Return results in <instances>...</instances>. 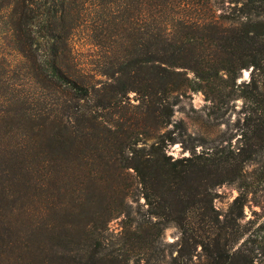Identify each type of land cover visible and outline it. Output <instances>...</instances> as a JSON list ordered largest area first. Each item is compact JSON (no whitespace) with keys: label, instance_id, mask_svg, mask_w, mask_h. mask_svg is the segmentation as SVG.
I'll list each match as a JSON object with an SVG mask.
<instances>
[{"label":"trees","instance_id":"1","mask_svg":"<svg viewBox=\"0 0 264 264\" xmlns=\"http://www.w3.org/2000/svg\"><path fill=\"white\" fill-rule=\"evenodd\" d=\"M2 8L10 35L0 52V264H155L169 224L183 243L172 260L193 264L199 245L197 264H246L211 188L264 163V0H6ZM74 10L84 13L67 29L89 33L86 59L54 32L56 12ZM242 69L248 78L237 81ZM186 91L201 92L217 117L242 100L238 146L181 137L171 115ZM175 142L188 154H167ZM139 197L142 211L132 207ZM245 198L244 190L234 197L235 218ZM118 215L121 230L107 244L106 224Z\"/></svg>","mask_w":264,"mask_h":264},{"label":"rangeland","instance_id":"2","mask_svg":"<svg viewBox=\"0 0 264 264\" xmlns=\"http://www.w3.org/2000/svg\"><path fill=\"white\" fill-rule=\"evenodd\" d=\"M6 0H0V4L4 7ZM81 16L84 12H79ZM77 14V15H76ZM6 9L0 10V52H6L8 46L5 44L9 38V32H6ZM78 13L72 11L70 14L62 12H56V18L54 19L55 34L68 35L74 42V47L78 56H82L85 59L88 58L89 47L86 45V39L88 32L82 25L74 26L68 31V23L77 24L80 23ZM5 29V30H4ZM20 34V33H18ZM22 36H25L21 32ZM88 60V59H87ZM10 78V77H9ZM12 78H15L12 75ZM248 78V69L241 70V76L238 80ZM16 82L23 80L13 79ZM30 86V85H29ZM24 86V87H29ZM133 93H129L130 102L135 103L131 99ZM242 100L240 98H233L229 101L225 113L220 116H214L212 113L213 108L209 103L203 99L201 92L186 91L180 98V101L173 106L171 115L172 122L180 121L183 125V132L181 137L187 139V135L191 137H203L209 140H213V145L227 146L228 148H234L239 145V125L241 123ZM169 128L172 126L169 124ZM176 129L175 132H177ZM179 131V130H178ZM195 142H198L195 140ZM197 144V143H196ZM204 145V146H210ZM203 148L201 145L195 147L196 151ZM166 153L173 157L185 156L188 154L187 150L182 149L179 142L170 144L166 148ZM232 172L224 179L211 188L212 193V205L218 213L220 218H227V235L233 238L231 243V250L237 249L240 255H243L247 259L246 264H264V163H256L250 161L243 169L242 175L237 177ZM234 174V173H233ZM235 176V177H234ZM244 190L246 192V201L242 204L241 215L235 218L240 212L237 203L233 202L234 197L239 191ZM139 206L132 203L133 210L137 209L142 211V198L137 199ZM132 216L139 218V215L132 212ZM123 216L118 215L111 218L104 231L105 243L110 244V241H114L115 237L119 234L121 226L123 224ZM234 220V223L232 224ZM180 232L175 226L166 225L160 234L161 249H163L164 259L158 261L155 264H182L184 259L172 260V257H176L177 249L183 250V243L180 238ZM206 243L210 246V240L205 239ZM197 245L192 252V263L197 264L202 261V256H199L200 249ZM109 246L104 249L108 251ZM144 261L140 260L139 264H143Z\"/></svg>","mask_w":264,"mask_h":264}]
</instances>
